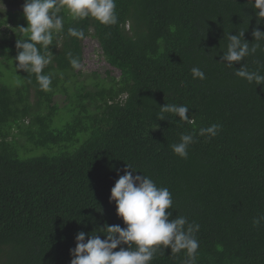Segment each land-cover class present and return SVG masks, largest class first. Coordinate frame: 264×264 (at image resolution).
<instances>
[{
	"label": "trees",
	"instance_id": "16d2710c",
	"mask_svg": "<svg viewBox=\"0 0 264 264\" xmlns=\"http://www.w3.org/2000/svg\"><path fill=\"white\" fill-rule=\"evenodd\" d=\"M253 2L116 0V25L62 9L44 91L16 69L24 0H0V264H70L79 231L126 227L109 199L126 164L169 189L170 219L200 225L196 264H264V221L253 225L264 215V85L235 75L242 65L264 75V39L252 35L264 18ZM244 30L260 48L228 67L227 35ZM87 37L120 76L73 68L66 54L82 64ZM193 67L206 78L194 79ZM165 103L188 106L193 123L172 113L157 120ZM214 123L217 136L198 135ZM181 133L196 134L187 159L171 148ZM186 257L161 247L151 264Z\"/></svg>",
	"mask_w": 264,
	"mask_h": 264
},
{
	"label": "clouds",
	"instance_id": "9594fccd",
	"mask_svg": "<svg viewBox=\"0 0 264 264\" xmlns=\"http://www.w3.org/2000/svg\"><path fill=\"white\" fill-rule=\"evenodd\" d=\"M254 7L259 18H264V0H254ZM66 9L74 20L93 17L101 24L116 25V0H24L23 15L27 21L26 27H21L25 39L16 41L18 50L15 60L16 69L36 75L41 90L49 91L52 85V75L45 74L44 69L52 62L49 46L53 45L56 34L64 30V17L59 15ZM70 35L84 38L82 29L69 28ZM244 31L239 34L227 35V50L223 51L221 61L228 67L234 62L239 63L245 57L254 55L260 48L259 43H250L244 38ZM254 41L264 39V31L253 30ZM38 45L40 47H38ZM67 57L73 68H80L79 60L68 52ZM193 78L205 79V73L198 67L191 69ZM236 76L245 79L250 84L264 85V75L259 70L249 71L245 66L236 70ZM189 107L165 103L160 106L157 120H165L166 113L177 115L180 120L193 123L188 115ZM222 129L219 123L199 129V136L211 139ZM196 143V134L181 133L178 143L171 145L174 154L183 159L188 158L190 145ZM120 170H117L119 173ZM124 174L119 175L111 188L110 202L114 201L116 213L122 218L126 227L120 225H105L100 231L88 234L79 231L75 236V247L70 249L72 259L70 264H151L157 252L162 247L171 248L176 254L186 251L184 264H196L199 240L196 233L200 225L189 222L184 216L172 217L173 198L167 187H158L147 175H134L133 166L126 164ZM264 221V215L253 219V225L259 226ZM97 232L104 234L101 238ZM87 236V239H86ZM123 245H127L124 247ZM119 246L118 251H114Z\"/></svg>",
	"mask_w": 264,
	"mask_h": 264
},
{
	"label": "rangeland",
	"instance_id": "374dc122",
	"mask_svg": "<svg viewBox=\"0 0 264 264\" xmlns=\"http://www.w3.org/2000/svg\"><path fill=\"white\" fill-rule=\"evenodd\" d=\"M21 8L23 9V6ZM79 69L83 72L96 71L103 76L110 71L112 75L120 76V70L109 64L99 46V42L93 37H87L84 40V60ZM57 101L60 105H63L64 96H59Z\"/></svg>",
	"mask_w": 264,
	"mask_h": 264
}]
</instances>
